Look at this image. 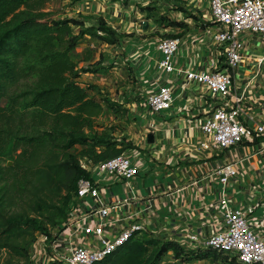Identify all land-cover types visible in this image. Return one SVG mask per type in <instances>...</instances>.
Returning a JSON list of instances; mask_svg holds the SVG:
<instances>
[{
    "label": "built area",
    "instance_id": "obj_1",
    "mask_svg": "<svg viewBox=\"0 0 264 264\" xmlns=\"http://www.w3.org/2000/svg\"><path fill=\"white\" fill-rule=\"evenodd\" d=\"M208 9L212 24L193 38L190 48L188 37L158 40V66L168 78L156 76L143 97L144 107L157 118L171 112L193 87L205 89L203 99H210L211 108L198 120L202 139L197 149L211 155L216 166L189 181L198 186L201 199V207L189 215L192 229L174 239L158 203L150 199L158 192L177 193L176 186L136 187L138 178L154 173L156 161L135 144L96 165L82 162L91 178L80 180L62 226L51 237L39 235L31 264H98L143 237L173 241L194 252L211 250L239 264H264V114L250 108L249 89L239 93L235 86L247 64L255 65L253 85L262 84L264 0H208ZM255 42L260 55L249 50ZM183 49L209 66L181 65ZM170 252L157 264L183 262V256Z\"/></svg>",
    "mask_w": 264,
    "mask_h": 264
},
{
    "label": "trees",
    "instance_id": "obj_2",
    "mask_svg": "<svg viewBox=\"0 0 264 264\" xmlns=\"http://www.w3.org/2000/svg\"><path fill=\"white\" fill-rule=\"evenodd\" d=\"M52 1L0 0V102L8 101L0 105V162L13 160L12 166L0 164L2 264H31L39 235L51 237L62 226L80 180L91 178L83 161L96 165L133 148L115 137L113 126H96L106 109L117 113L119 106L92 96L96 87H84L79 79L99 70L79 68L72 56L86 37L116 47L121 36L103 16L80 19L49 11ZM156 9L151 3L140 11ZM170 251L192 259L176 242L143 237L98 264H157Z\"/></svg>",
    "mask_w": 264,
    "mask_h": 264
},
{
    "label": "crops",
    "instance_id": "obj_3",
    "mask_svg": "<svg viewBox=\"0 0 264 264\" xmlns=\"http://www.w3.org/2000/svg\"><path fill=\"white\" fill-rule=\"evenodd\" d=\"M176 1L181 2L183 8H187L189 3L188 6L193 5V8L198 12L187 15L181 10L182 19L186 17L184 21L186 28L181 25L171 26L166 28L165 33L174 37L178 34L179 37H188L187 47L190 48L193 38L200 36L206 25L210 23L208 0ZM134 3L141 7L150 4L145 0H131L128 3L121 1L113 3L110 0H85L78 3L77 7L82 9L83 15L105 17L111 27L121 36V40L118 46L109 47L91 37H86L79 43L72 56L76 55L77 60L75 61L79 68L99 70L96 73H82L79 79L80 83L84 87L95 86L96 89L91 90L90 93L95 94V98L98 100L112 98V101H117L122 111L117 112L115 117H123V121L130 123V127L133 129L126 133L125 139L127 142H133V145H140L150 154L152 160L156 161L154 173L138 178L136 187L142 190L144 187L160 186L161 183L165 186H176V189L179 190V192H172V194H160L158 192L155 194L156 196L150 198L158 203L161 219L166 221L167 226L174 233V239H177L183 234V230L192 229L189 215L196 208L201 207V199L196 197L198 186L196 189L191 187L189 181L200 177L216 166V161L211 155L204 154L197 149L198 142L202 139L198 120L208 113L212 105L210 99H203L207 97L204 94L205 89L196 86L180 97L179 94L174 109L163 118L152 116L144 107L143 97H145L147 88L149 89V84H152L156 76L168 78V75L158 66L157 42L159 37L155 36L157 29L151 21L142 18L146 17L145 13L138 12L135 6L132 7ZM189 10L191 9L189 8ZM133 13L137 16L136 20L129 22ZM186 25L189 26L188 29ZM180 33L184 34L180 36ZM150 34L152 35L151 39L148 38ZM249 47L250 52L254 55L262 53L256 42ZM120 50L122 53L119 54ZM196 56V53L183 49L179 63L188 68L196 64L205 68L209 66V61L198 60ZM247 67V69L242 67L243 73L236 77V90L242 93L245 89H249L250 94H248L247 100L251 105L250 108L256 113L263 112L264 114V71L260 80L262 84L256 88L257 86L253 85L255 65L247 64ZM130 77H135V79L133 78L131 81ZM108 93L124 94L125 96L122 100H119L120 95H116L117 98L113 95L111 98L106 95L98 97L99 94ZM125 110L126 113L124 114ZM132 131H134L133 134ZM149 136H152V142ZM152 178L155 182L149 184V180ZM114 191L116 196H122L120 190ZM144 199L145 202L150 200L147 196ZM170 202L173 207L169 205ZM204 202V206H206L205 199ZM184 249L192 259L186 257L181 264H229L224 259L226 257L217 255L216 252L210 250L194 252L187 247Z\"/></svg>",
    "mask_w": 264,
    "mask_h": 264
},
{
    "label": "rangeland",
    "instance_id": "obj_4",
    "mask_svg": "<svg viewBox=\"0 0 264 264\" xmlns=\"http://www.w3.org/2000/svg\"><path fill=\"white\" fill-rule=\"evenodd\" d=\"M180 3L181 2L173 3L170 0H156L155 2L153 1L152 4H157L158 9H156L151 14L145 13L146 17L145 16L142 17L144 20L145 19L149 20V21H151L152 24H154L155 28L157 29V32L155 33V36L159 37V39L166 38V37L170 38V36H172V35H169V34L165 33L166 28L168 29V27H171V25H170L171 22H179L180 24L182 23L183 25H185L184 21H185L186 17L182 19L183 16H182V14L180 12L183 9V7H181ZM75 4L76 3H74L72 0H53L50 3V5L48 6V9H49V11L62 13L61 17L68 16V17L80 18V19L82 17L83 18L84 17H88L87 15L86 16L83 15V13H82L83 11H82L81 8L77 7L79 4H76V5ZM188 5H189V3H188ZM188 5H187V10H186L188 12V14H193V12H198L196 9L193 8V5L192 6H188ZM133 6H135L138 9L137 10L138 12L141 10V6L140 5H135V3H134L132 5V7ZM145 6L146 5H143V7H145ZM189 8L191 10H189ZM136 17L137 16L134 13L131 14L129 22L130 21L134 22L136 20ZM188 27L189 26H187V29H188ZM184 28H186V27H184ZM156 29H155V31H156ZM183 34L184 33H180V36L183 35ZM132 36H135V35H132ZM176 36H179V34L176 35ZM128 37H130V36H128ZM151 37H152L151 34L148 35V38L151 39ZM120 53H122L121 50L119 51V54ZM73 59L77 60L76 55L73 56ZM107 65L109 66V63H107ZM133 78L135 79V77H130L131 81H133ZM132 85H133V82H132ZM92 95H94V97H96L95 94H92ZM105 95L108 96L109 98H111L112 95L117 98L116 95H120V94H116V95L110 94V93H108V94H99L98 97L99 96H105ZM120 96L122 98L120 97L119 100H122L125 95L121 94ZM112 102L118 104L117 101L116 102L112 101ZM7 103H8L7 99H3L0 102V105L4 107V106L7 105ZM117 109H118L119 113L122 111V110H120L119 107ZM115 114L116 113L113 110L106 109V111L104 112L103 116L97 120L96 126L99 127V128H110L111 126H113L116 129L115 137L118 140H121L122 138L123 139L125 138L126 133L129 132V130H131L132 128L130 127V123H128L127 121L126 122L123 121V117L119 116V118H116ZM133 132L134 131H132V134H133ZM125 141L127 142V139ZM128 142H131V141H128ZM131 143L134 144L133 142H131ZM10 162L13 163V160L10 159L9 157H6V158H3L1 160L0 164L1 165H9ZM152 180H149V184H152L153 182H155V180L153 178H152ZM0 264H2L1 257H0Z\"/></svg>",
    "mask_w": 264,
    "mask_h": 264
},
{
    "label": "water",
    "instance_id": "obj_5",
    "mask_svg": "<svg viewBox=\"0 0 264 264\" xmlns=\"http://www.w3.org/2000/svg\"><path fill=\"white\" fill-rule=\"evenodd\" d=\"M149 139H150L151 142L153 141L152 136H149ZM12 165H13V163L10 162L8 166H12Z\"/></svg>",
    "mask_w": 264,
    "mask_h": 264
}]
</instances>
